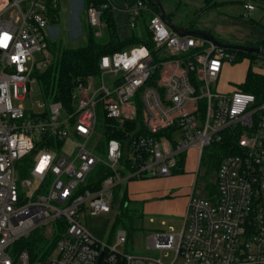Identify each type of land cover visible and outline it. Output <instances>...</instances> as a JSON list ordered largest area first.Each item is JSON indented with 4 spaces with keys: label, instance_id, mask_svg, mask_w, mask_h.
Wrapping results in <instances>:
<instances>
[{
    "label": "built area",
    "instance_id": "1",
    "mask_svg": "<svg viewBox=\"0 0 264 264\" xmlns=\"http://www.w3.org/2000/svg\"><path fill=\"white\" fill-rule=\"evenodd\" d=\"M85 2L86 21L102 37V13L116 6ZM245 8L248 17L255 5ZM124 9L132 29L148 16L153 48L141 43L102 55L99 72L74 88L73 108L45 99L36 112L22 101L54 61L52 17L60 0H0V264H264V93L258 100L241 88L213 89L225 62L241 50L180 35L145 0H125ZM254 54L260 67L254 71L264 73V53ZM113 130L124 137L106 139ZM226 132L238 135L236 151L210 180L215 192L206 194L207 181L196 179L183 228L146 235L159 256L125 251V228L108 240L113 220L87 227L113 211L118 186L175 174L189 149L201 165L205 148ZM99 164L110 174L88 187ZM59 227L44 258L33 260L17 245L38 228L51 237Z\"/></svg>",
    "mask_w": 264,
    "mask_h": 264
},
{
    "label": "rangeland",
    "instance_id": "2",
    "mask_svg": "<svg viewBox=\"0 0 264 264\" xmlns=\"http://www.w3.org/2000/svg\"><path fill=\"white\" fill-rule=\"evenodd\" d=\"M116 6L114 17L117 23L119 36L126 38L133 32L143 35L141 27L132 29L130 26L129 13L124 9L125 0H111ZM162 4L167 12L170 21L180 27L193 25L197 28H208L212 34L221 42L229 44L248 45L260 38H264V29L257 28L258 24L264 26V8L257 6L256 10L248 17L240 1L228 2L223 7L206 8L204 0H162ZM230 13L234 19H227L223 14ZM242 15V16H241ZM244 15V16H243ZM87 19L85 0H60V14L57 22L53 24L56 35L52 36L51 51H60L64 47H77L87 40L85 22ZM104 36L101 40L107 39V30L104 28ZM35 58H41L39 52L35 53ZM259 70L258 58L249 55L240 56L234 62L226 61L223 71L217 81V86L213 89L221 92H232L239 88V84L246 79L248 71ZM44 72V70H42ZM45 102V96L41 83L36 80L31 86V96L22 101L27 108L34 104V110L40 112V104ZM99 136L96 135L90 141V146ZM211 151L207 147L205 152ZM186 164L183 172L185 180L176 182L168 177L146 178L136 180L137 184L122 186L127 188L129 193L127 199L138 202V207L142 209L143 216L133 227H128L129 241L125 246V251L139 255H157L160 253L147 246L146 235L151 231H167L171 227L175 230L183 228L185 223V213L183 201L190 186L191 180L198 179L199 185L203 184L207 177L206 166L199 165L194 149H189L185 153ZM178 174V173H176ZM215 175L213 174L212 177ZM208 194V192H206ZM120 196L114 200V209L109 214H102L87 221V227L91 230L106 227L107 221L115 220L119 214ZM111 227V225H110ZM123 227V226H120ZM124 228V227H123ZM126 229V228H125ZM115 233L107 237L112 240ZM48 237V236H47ZM54 236L48 237L53 239ZM56 255V253L54 254ZM173 253L164 256V262L168 263L173 258ZM178 264H181L180 262Z\"/></svg>",
    "mask_w": 264,
    "mask_h": 264
},
{
    "label": "trees",
    "instance_id": "3",
    "mask_svg": "<svg viewBox=\"0 0 264 264\" xmlns=\"http://www.w3.org/2000/svg\"><path fill=\"white\" fill-rule=\"evenodd\" d=\"M90 1L92 0H87V3ZM95 1L97 3L107 2V0ZM129 1L134 3L137 0ZM145 1L154 13L160 12L158 4L160 2L162 3V0ZM207 4L216 5V2L213 3V0H207ZM114 10L113 7H109L102 13V21L105 24L104 28L107 30L108 36L106 40H101L105 33L102 37H97L95 34L96 29L86 21L84 25L87 32V40L84 44L77 47H64L61 48L60 51L53 50V63L44 72L36 74L42 85L44 96L47 101H60L67 108L71 109L73 108L72 93L74 88L80 82H84L89 75H95L99 72V62L102 55L113 53L117 50H123L141 43L147 44L149 47L153 48L150 32L147 29L148 16L146 14H144L140 22L143 35L140 36L133 32L128 37L122 38L118 33ZM58 17L59 13H55L52 17V21L54 23L57 22ZM146 36L147 38L144 39L143 37ZM248 45L261 46L264 48V38L258 39L255 42H250ZM243 55H249L253 58L256 56L254 53L239 51V56ZM239 88L254 93L258 100H261L264 93V73L250 69L245 81L239 85ZM102 118L109 122L111 121L106 119L105 116ZM112 137L122 138L124 137V134L122 131H108L106 139ZM237 138V134L234 135L232 132H226L222 141H217L207 146L211 147V151L206 153L205 150L207 147L204 150L201 165L204 164L206 166V189L209 195L216 190V184L210 180L213 178V174L215 175L219 169L223 158L229 153L236 151ZM183 165L184 159L182 158L180 160V166L182 167ZM174 172L175 174H179L183 172V168L176 169ZM109 174V169L105 165L99 164L90 175L87 186L91 188L99 187L103 179ZM128 193L129 190L127 188L123 190L121 186H118L114 191L115 201L121 194L119 202L120 211L111 224L110 235L115 233L118 228L124 227L127 230L128 227H133L134 223L143 216L141 207H138V202H132L126 198ZM108 224L109 221H107L106 227L109 226ZM96 232L98 235L102 236L104 229ZM61 233L62 228L59 227L53 234V239H50L45 235L44 228H38L29 238L19 240L17 245L20 248L27 250L33 260L44 258L53 250ZM129 235L130 233L128 231V236Z\"/></svg>",
    "mask_w": 264,
    "mask_h": 264
},
{
    "label": "water",
    "instance_id": "4",
    "mask_svg": "<svg viewBox=\"0 0 264 264\" xmlns=\"http://www.w3.org/2000/svg\"><path fill=\"white\" fill-rule=\"evenodd\" d=\"M160 8V14L163 20L166 22V24L173 29L174 31L178 32L180 35H195V36H200L204 37L214 43H216L219 46L228 48V49H236V50H241V51H246L250 53H264V48L261 46H251V45H239V44H229V43H224L218 40L212 33L200 29H185L184 27L177 26L173 24L170 19L167 16V12L163 6V4L160 2L158 4Z\"/></svg>",
    "mask_w": 264,
    "mask_h": 264
},
{
    "label": "crops",
    "instance_id": "5",
    "mask_svg": "<svg viewBox=\"0 0 264 264\" xmlns=\"http://www.w3.org/2000/svg\"><path fill=\"white\" fill-rule=\"evenodd\" d=\"M205 1V6L206 8H213V7H223L226 3L228 2H235V1H240L241 3H243L244 5V10L246 11V13L248 12V10L245 8V3H253L255 5V9L251 10L249 12V15L250 13L254 12L256 10V7L259 5L261 6L262 8H264V0H213V3L216 2V5H213V4H210L208 5L207 4V0H204ZM225 17H227V19H234L233 16L228 13V12H224L223 14ZM242 16V15H241ZM244 16V15H243ZM185 29H200V30H204V31H208L210 33H212L208 28H197V27H194L193 25H186V26H183ZM257 28L259 29H264V26L261 25L260 23L258 24ZM261 39V38H260ZM242 84V83H241ZM240 85V84H239ZM196 155H197V152L195 151ZM197 160H198V157H197ZM168 178L167 179H173L174 181L176 182H179V181H183L187 178H185V175H179V174H173L171 176H167ZM195 179L191 180V183H190V186L188 188V191L186 192L185 196H184V201H183V210H184V213H186V210H187V204H188V200H189V196H190V193L192 191V185L194 183ZM141 182V181H140ZM140 182L138 181H134L131 183V185L135 184L137 186V184H139Z\"/></svg>",
    "mask_w": 264,
    "mask_h": 264
}]
</instances>
